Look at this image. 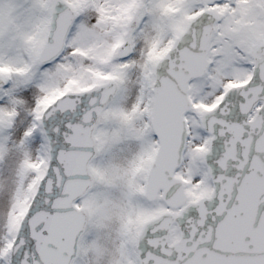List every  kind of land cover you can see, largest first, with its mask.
<instances>
[{
	"label": "snow or ice",
	"instance_id": "6c2138e0",
	"mask_svg": "<svg viewBox=\"0 0 264 264\" xmlns=\"http://www.w3.org/2000/svg\"><path fill=\"white\" fill-rule=\"evenodd\" d=\"M0 264H264V0H0Z\"/></svg>",
	"mask_w": 264,
	"mask_h": 264
}]
</instances>
